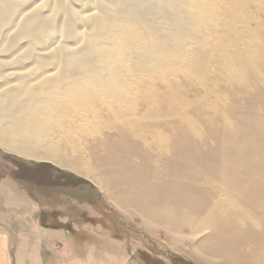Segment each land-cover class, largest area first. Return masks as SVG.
Returning <instances> with one entry per match:
<instances>
[{"label": "bare ground", "instance_id": "obj_1", "mask_svg": "<svg viewBox=\"0 0 264 264\" xmlns=\"http://www.w3.org/2000/svg\"><path fill=\"white\" fill-rule=\"evenodd\" d=\"M256 2L0 0V149L28 160L48 161L86 177L95 174L106 182L112 179L105 178L106 171L96 162L122 159L135 166L126 165L128 175L142 167L152 171L153 181L161 186L175 180L168 168L171 161L191 148L192 156L209 161L211 176L201 181L207 184L205 193L191 202H181L184 208L179 215L166 208L164 213L175 214L187 227L196 222L211 229L213 220L209 221L208 211L213 209L218 211L219 221L233 220L238 231L247 222L257 226L252 214L243 212L238 182L227 184L224 175L233 170L232 176L241 178V163L236 158H223L232 149L229 143H238L250 127L264 125V112L259 108L264 104V40H257L253 51V31L248 27L254 21L258 30L264 31V5ZM217 5H222L227 20L215 31L232 41L226 47H231L239 77L219 69L207 73L220 58L203 57L204 42L196 34L201 33L208 16L216 17ZM245 12L250 16L239 19ZM257 14L261 16L258 20ZM240 41L243 48H239ZM192 44L197 48L186 58L183 49ZM175 54L183 57L181 62L189 60L195 74L185 75V85L178 91L175 81L160 88L162 78L154 81L160 75V63L164 57L174 60ZM208 81L213 90L209 91ZM226 85L233 88L232 104L227 99L223 102L219 93ZM130 97L137 98L141 111L128 104ZM247 107L253 115L241 122L248 126L236 127L232 115H241ZM93 120L101 122L99 129L80 136L79 131L88 130ZM23 136L28 142L21 140ZM37 137V145L31 146L30 141ZM255 146L250 148L257 150L259 175L264 170V148ZM146 163H150L149 168ZM256 192V209L264 211V190ZM192 203L209 209L203 212L208 220L198 217L203 214L193 210ZM202 251L214 252L210 248ZM253 264L264 263L257 259Z\"/></svg>", "mask_w": 264, "mask_h": 264}, {"label": "rangeland", "instance_id": "obj_2", "mask_svg": "<svg viewBox=\"0 0 264 264\" xmlns=\"http://www.w3.org/2000/svg\"><path fill=\"white\" fill-rule=\"evenodd\" d=\"M256 5H264V0H257ZM252 7L250 6L249 9ZM221 9L222 5H217L216 17L208 16L203 21L201 33L197 32L196 36L204 42L203 57L220 58V62L218 60L216 65L213 62L207 73L210 74L215 69H219L222 72L228 71L229 76L235 74L236 77H239L240 69L235 62L233 63L231 47H226V44H230L232 41L225 38L223 33L220 36L215 31L227 20ZM249 16L245 12L239 19ZM256 16L257 20L261 18L258 14ZM253 22L248 27L253 31L250 37L254 41L251 45V49L254 51L258 47V43L264 40V31L258 30ZM242 35L245 37L247 33ZM220 41H223V46H219ZM242 43L243 41H240L239 48L244 47ZM187 45L190 46L191 42ZM196 45L192 44L188 50L183 49V55L188 58L197 48ZM203 57L199 59L200 63L203 61ZM182 59L180 54H175L174 60H171V57L163 58V62L160 63V75L155 78L156 80L153 79L158 81L159 78H162L159 82L160 88H163L168 81H175L174 88L178 91L185 85V75L195 74V69L189 60L181 62ZM225 64L229 65L228 70H225ZM153 80L150 82L157 85ZM191 80L195 82V80ZM207 86L209 91L213 90L209 81ZM225 87L220 89L219 93L222 97L224 96L223 102L227 99L228 104H232L234 103L231 97L233 88H229L228 85ZM134 89L132 88L131 91ZM242 101L248 102L245 98ZM127 102L130 106H138L139 110H142L139 102L137 105L136 97L128 98ZM263 106L264 104L255 107H259L264 112ZM250 108H245L241 115L236 112L232 115V117L235 116L232 121L236 127L248 126L241 120L245 117H252L253 113L249 110ZM162 121L163 119L159 121L160 124L163 123ZM100 123L93 120L88 126V130H80L81 134L79 135L84 136L87 133L96 132ZM263 134L264 125L250 127L246 130L245 135L241 136L242 138L237 139L238 143H229L232 149L223 156V158L226 156L229 161L236 158L241 163V178L239 175L234 178L233 170L225 172L224 175L227 178V184L238 182L237 185L242 193L241 202L245 204L243 212L252 214L253 219L255 218L254 220L257 222V226L247 222V226H243L241 231L236 229L237 226L233 220L219 221L217 219L218 211L197 208L195 203H192L191 208L202 213L203 217L192 210L190 212L193 215L198 214L199 218L207 219V213L203 212L209 210V221L213 220L211 229L196 222L187 227L182 224L181 220L176 219L175 216L179 215V211L184 208L180 203L191 202L195 197L203 195L207 184L202 185L201 181L208 180L211 176L208 171L209 161L206 158L200 159L196 158L197 156H192L191 148L188 151H183L181 155L175 156L171 161L172 167L168 168L173 172L175 180L161 186L153 181L155 175L152 171H146L142 167L133 169L131 172L134 174L128 175L126 165H134H131V162H123L122 159H117L118 161L112 163L96 162L99 167L102 166L104 172L106 171L108 176L105 178L112 179L110 182H106L97 179L95 174L92 175L93 180H91L92 177L58 167L51 162L28 160L0 149V180H3L0 189L13 185L19 188L21 193L27 191L35 193L31 196L33 202L30 208L36 212L37 222L50 227L47 232L48 236H66L67 239L96 236L108 243L113 240L119 241L121 253H118L115 264H253L257 259L264 263V211L256 209L258 203L256 190L258 188L264 190V170L261 172L262 174L256 175L259 164L255 162L257 150L250 148L255 145L264 148ZM36 139L39 138L30 141L31 146L37 145L34 144ZM21 140L28 142V138L25 136ZM248 143L254 145L247 147ZM83 147H86L85 143ZM261 165L264 167V160ZM146 167L149 168L150 163H146ZM117 186L122 187L121 190L114 188ZM169 200H171L169 204H164ZM19 202L24 201L20 199ZM165 208L168 211H175L176 215H172L171 212H168L169 215L165 214ZM23 209L21 206L17 207V210ZM18 216L14 219L23 218L21 213ZM58 246L56 245V248ZM87 246L88 244L84 245L85 248ZM97 246L99 248L97 251L100 252L102 246H105V249H110L112 244H97ZM203 248H210L214 252L205 253L202 251ZM102 255L103 253H100L99 257L102 258ZM100 262L107 264L102 259Z\"/></svg>", "mask_w": 264, "mask_h": 264}, {"label": "crops", "instance_id": "obj_3", "mask_svg": "<svg viewBox=\"0 0 264 264\" xmlns=\"http://www.w3.org/2000/svg\"><path fill=\"white\" fill-rule=\"evenodd\" d=\"M34 194L28 191L21 193L13 185L0 189V264H100V259L107 264H115L118 253H121L117 240L108 243L96 236L69 239L66 236H48L50 227L37 222L36 212L30 208ZM20 199L24 202L20 203ZM19 206L24 209L17 210ZM20 213L23 218L14 219ZM85 244H88L87 248ZM97 244L112 246L110 249L102 246V251L98 252ZM56 245L59 246L56 248ZM100 253H103L102 258Z\"/></svg>", "mask_w": 264, "mask_h": 264}]
</instances>
